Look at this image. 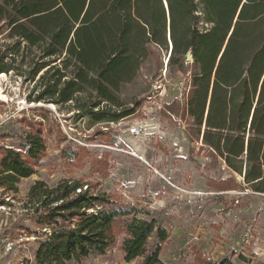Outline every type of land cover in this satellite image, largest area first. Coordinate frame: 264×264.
Masks as SVG:
<instances>
[{
  "label": "trees",
  "instance_id": "obj_1",
  "mask_svg": "<svg viewBox=\"0 0 264 264\" xmlns=\"http://www.w3.org/2000/svg\"><path fill=\"white\" fill-rule=\"evenodd\" d=\"M160 50L170 71L185 72L192 59L184 111L196 136L264 192V0H0V74L32 82L30 101L73 107L92 123L134 112L120 88ZM23 122L25 143L18 150L0 146L5 190L34 174L46 152L40 123ZM91 165L108 175L106 156ZM88 188L70 178L30 187L29 202L37 214L42 209L38 226H50L36 264H69L88 247L113 246L120 235L123 261L160 264L169 236L160 219L139 217L111 194ZM191 249L193 264H210L197 245Z\"/></svg>",
  "mask_w": 264,
  "mask_h": 264
},
{
  "label": "rangeland",
  "instance_id": "obj_2",
  "mask_svg": "<svg viewBox=\"0 0 264 264\" xmlns=\"http://www.w3.org/2000/svg\"><path fill=\"white\" fill-rule=\"evenodd\" d=\"M158 52L121 86V98L135 110L116 122L92 123L73 107L30 101L32 82L13 72L0 77V146L18 150L25 143L26 119L40 123L46 149L34 174L9 185L11 190L0 188V264H36L35 250L50 226H38L42 209L37 214L28 192L36 180L52 186L63 178L111 194L139 217L160 219L169 232L160 264H193L192 244L210 264L225 257L244 264L240 256L248 264H264V192L196 136L184 111L191 57L185 72L170 71L168 54ZM105 156L109 169L102 177L91 160ZM122 238L107 249L88 247L69 264H135L122 260Z\"/></svg>",
  "mask_w": 264,
  "mask_h": 264
},
{
  "label": "built area",
  "instance_id": "obj_3",
  "mask_svg": "<svg viewBox=\"0 0 264 264\" xmlns=\"http://www.w3.org/2000/svg\"><path fill=\"white\" fill-rule=\"evenodd\" d=\"M133 131H135V129H133ZM5 147H7V146H5ZM8 148H10V147H8ZM13 149V148H12ZM11 248V245L9 244V243H7V245H6V247H5V250L7 251V250H9Z\"/></svg>",
  "mask_w": 264,
  "mask_h": 264
},
{
  "label": "water",
  "instance_id": "obj_4",
  "mask_svg": "<svg viewBox=\"0 0 264 264\" xmlns=\"http://www.w3.org/2000/svg\"><path fill=\"white\" fill-rule=\"evenodd\" d=\"M170 47H171V42L169 41V50H170ZM190 58V56H187V59H189ZM167 62V61H166ZM40 105H43V104H41L40 103ZM48 105V104H47Z\"/></svg>",
  "mask_w": 264,
  "mask_h": 264
},
{
  "label": "bare ground",
  "instance_id": "obj_5",
  "mask_svg": "<svg viewBox=\"0 0 264 264\" xmlns=\"http://www.w3.org/2000/svg\"><path fill=\"white\" fill-rule=\"evenodd\" d=\"M0 77H5V74L4 73H1L0 74ZM51 106H53V105H51Z\"/></svg>",
  "mask_w": 264,
  "mask_h": 264
},
{
  "label": "crops",
  "instance_id": "obj_6",
  "mask_svg": "<svg viewBox=\"0 0 264 264\" xmlns=\"http://www.w3.org/2000/svg\"><path fill=\"white\" fill-rule=\"evenodd\" d=\"M262 236L264 237V235L262 234ZM264 255V254H263ZM2 264H4V263H2Z\"/></svg>",
  "mask_w": 264,
  "mask_h": 264
}]
</instances>
